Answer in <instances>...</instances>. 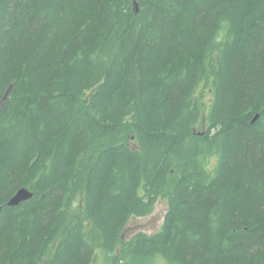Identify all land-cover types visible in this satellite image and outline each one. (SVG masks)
I'll return each instance as SVG.
<instances>
[{"label": "trees", "instance_id": "1", "mask_svg": "<svg viewBox=\"0 0 264 264\" xmlns=\"http://www.w3.org/2000/svg\"><path fill=\"white\" fill-rule=\"evenodd\" d=\"M0 206V264H264V0H0Z\"/></svg>", "mask_w": 264, "mask_h": 264}, {"label": "rangeland", "instance_id": "2", "mask_svg": "<svg viewBox=\"0 0 264 264\" xmlns=\"http://www.w3.org/2000/svg\"><path fill=\"white\" fill-rule=\"evenodd\" d=\"M167 209V201L164 198H160L152 214L146 217H134L131 220L127 236H131L138 230H144L148 233L157 232L162 226Z\"/></svg>", "mask_w": 264, "mask_h": 264}, {"label": "water", "instance_id": "3", "mask_svg": "<svg viewBox=\"0 0 264 264\" xmlns=\"http://www.w3.org/2000/svg\"><path fill=\"white\" fill-rule=\"evenodd\" d=\"M257 118V117H256ZM33 197V192L26 187L20 188L16 194L9 200L8 204L10 206H18L22 202L29 200ZM2 206H0V211Z\"/></svg>", "mask_w": 264, "mask_h": 264}]
</instances>
